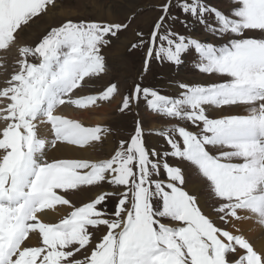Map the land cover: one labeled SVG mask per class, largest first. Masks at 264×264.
Instances as JSON below:
<instances>
[{"label": "snow or ice", "instance_id": "6c2138e0", "mask_svg": "<svg viewBox=\"0 0 264 264\" xmlns=\"http://www.w3.org/2000/svg\"><path fill=\"white\" fill-rule=\"evenodd\" d=\"M55 6L0 0V50ZM155 7L147 40L137 33L139 45L131 46L145 49L143 70L152 59L180 67L191 57L195 71L217 77L177 82L174 94L135 83L123 96L122 113L143 101L163 122L148 133L162 140L159 148L148 146L137 119L108 158L48 157L61 146L85 151L110 132L62 109L86 111L118 93L109 83L79 94L106 73L102 49L128 24L65 18L34 45L19 46L16 70L0 88L8 101L0 107V264H264V248L248 235L264 233V0H231L227 11L209 0ZM190 21L205 35L174 30ZM185 164L206 199L188 188ZM105 183L110 190L80 206L66 198ZM57 205L70 211L46 222Z\"/></svg>", "mask_w": 264, "mask_h": 264}, {"label": "rangeland", "instance_id": "374dc122", "mask_svg": "<svg viewBox=\"0 0 264 264\" xmlns=\"http://www.w3.org/2000/svg\"><path fill=\"white\" fill-rule=\"evenodd\" d=\"M161 2H163V0H55L56 6L53 10L48 12V17H45L46 14H44L34 19L30 26L20 33L19 40L21 41H19L18 44L9 47L7 50H0V57L6 55L0 59V88L5 86V82L10 78L12 72L16 70L15 61L19 58V46L25 44L34 45L51 26H57L63 19L70 18L74 21L85 19L112 24H128L126 30L122 29L119 31L118 38H111L110 44L102 49V54L106 59V73L101 74L99 78H92L89 80L82 93H79L80 95L96 94L106 88L109 83L118 85V93L114 94L109 101H100L96 106L86 110L89 112L97 110L95 112H100L102 118L96 124L93 121H84L83 123L85 126L101 125L110 129V132L106 136V138L110 140V147L109 141H107L108 139L105 138L102 143L89 148V151L91 150V153L95 155L96 160L108 158L118 146V142L121 139L127 140L129 138V134L133 132L137 119L143 122L148 146L159 148L163 143L162 140L158 136L148 135V133L149 131L155 130L152 127L153 122L156 124V127H159L163 122L158 117H154L150 114L143 101H141L138 106L134 104L129 110L122 113L119 107L122 103L123 96L131 92L135 83L140 82H142V86L163 87L165 94H174L176 92L175 84L177 82L183 81L191 83L198 81L210 83L217 80L215 76H205L195 71L192 67L191 57H186L185 63L180 67L173 66L167 62L161 63L156 59H152L149 70L147 72L143 70L145 49L139 46L133 49L131 46L134 43L139 45L137 33H143L145 40H147L152 25L159 15L155 5ZM209 2L211 5L225 11H227L231 5V0H209ZM92 3L97 4V6H92ZM109 6H113V8H111L113 13L107 11ZM173 11H175V9H173ZM37 25L42 26L38 31H36L38 28ZM174 30L181 34H185L187 31L192 35H205L204 28L199 23L193 21L189 22L187 29L178 22L174 25ZM30 34L33 35L30 36ZM249 35L258 36L259 33H249ZM119 38H126L128 41L120 44ZM210 38L211 37H209V39ZM119 44L120 46H118ZM7 102L6 99L0 98V107H4ZM102 106H109V112L102 111ZM71 108L73 109L74 107L71 106ZM75 109L76 108H74V110ZM77 110L78 109H76V111ZM3 123L4 122L0 120V126H3ZM52 151L53 150H50L48 152V157L50 159H64L59 158L54 154L55 152ZM66 159L69 158L66 157ZM70 159L82 158L75 157ZM184 170L187 174L188 183L197 182L201 185L199 176L192 168L185 164ZM101 190H110V186L105 183L102 189L91 187L85 189V191L79 190L80 192L72 190L66 194V198L69 199L72 204L80 206L82 203L93 198L94 194L99 193ZM89 191L92 192L89 193ZM199 194L202 197L205 195L203 188L199 190ZM113 205L114 201L109 200L107 208L112 210ZM57 207H60V205H57ZM60 218H58L56 222H58ZM221 226L223 227L224 225ZM100 235H102V232L97 233V238H99ZM30 246L35 245L30 244ZM82 255L83 253L77 258H82Z\"/></svg>", "mask_w": 264, "mask_h": 264}, {"label": "bare ground", "instance_id": "6f19581e", "mask_svg": "<svg viewBox=\"0 0 264 264\" xmlns=\"http://www.w3.org/2000/svg\"><path fill=\"white\" fill-rule=\"evenodd\" d=\"M95 5L97 6V4L92 3V6L95 7ZM111 8H113V6L112 7L109 6V9H107V11L109 13H113L112 12L113 10ZM51 10H53V7H50V10L48 12H50ZM48 12H47V14H48ZM47 14L45 15V17H48ZM37 27L38 28H37L36 31L40 30L39 28H42L41 25H37ZM33 34H30V36H32ZM118 40H120V44H122L123 42H127L128 41L126 38H119ZM19 41H21V40H19ZM120 44L118 46H120ZM5 56L6 55H2L1 57H5ZM1 57H0V59H1ZM205 80H207V79H205ZM109 106H102V108H101L102 111H106L107 112ZM95 111H97V110H95ZM95 111H90V112L89 111H79V110L76 111V109L75 110H74V108L72 109L71 106L64 107L62 109V112L64 114L68 115L71 118L80 119L82 122H84V121H86V122L93 121L96 124L97 122H99L101 120L102 116L100 115L101 114L100 112H95ZM240 111L242 112V109ZM152 127H153V129L157 128L156 124L154 122L152 123ZM106 139H108L107 141H109V147H110V145H111L110 140H109V138H106ZM52 152H55L54 154L56 156H58L59 158H64V159H66V157H68L69 159L76 157V158H82V159H92V160L95 159L96 160L95 155L92 154L91 150L89 151V149H87L85 151H78V150H76V149H74L72 147L61 146L58 149L53 150ZM188 188L190 190H192V191L199 192V190L202 189V186L199 183L195 182V183H191V184L188 183ZM91 192L92 191H89V193H91ZM60 194H63V193H60ZM202 198H206L205 195ZM83 201H86V200H83ZM68 211H70V209L67 206H61V205H60V207L55 206V208L47 210L48 214L44 217V219H45L46 222L55 223L58 218L64 216V214L67 213ZM248 235H249V238L251 239V241L253 242L254 246L257 247V249L264 248V233L260 232L257 229V230H255L253 232H250ZM31 244L36 246L35 237L33 238Z\"/></svg>", "mask_w": 264, "mask_h": 264}]
</instances>
